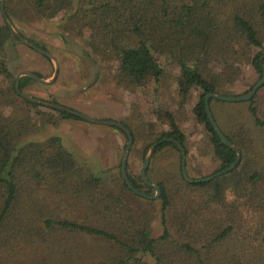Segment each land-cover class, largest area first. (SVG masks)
<instances>
[{
  "label": "trees",
  "instance_id": "trees-1",
  "mask_svg": "<svg viewBox=\"0 0 264 264\" xmlns=\"http://www.w3.org/2000/svg\"><path fill=\"white\" fill-rule=\"evenodd\" d=\"M4 9L17 27L19 22L40 18L58 20L60 33L87 31L92 57L116 67V85L134 96L151 91L156 104L166 80L158 55L178 67V83L155 114L157 119L166 116L170 130L158 131L156 124H150L146 134L122 122L131 130L133 143H144L141 158L150 144L172 137L186 155L195 146L190 160L217 161L214 172L234 161L236 153L220 141L208 121L203 97L209 92L229 95L230 86L245 80L240 67L245 48L255 50L251 64L260 79L264 0H5ZM161 35L164 42L157 48ZM8 41L19 43L2 18L0 264H149L146 257L154 264H264V166L258 164L252 135L253 126L262 131L264 147V83L246 101L209 102L215 121L241 153L233 170L189 183L182 177L175 143L161 142L145 171L160 194L147 199L127 187L119 164L104 180L77 161L58 136L41 142L23 140L38 127L33 114L50 110L59 118H81L17 94L15 75L7 67ZM28 85L44 86L20 77L19 89ZM193 88L200 92V100L192 118L204 128L194 141L164 109L168 103L184 106ZM135 101L128 118L147 116L144 107L137 111ZM214 104L220 106L217 112ZM8 107L15 112L5 114L3 109ZM54 120L49 123L56 125ZM167 152H175V160L158 165ZM126 169L135 188L154 193L138 172L129 171L128 163ZM157 217L161 233L154 236L152 224Z\"/></svg>",
  "mask_w": 264,
  "mask_h": 264
},
{
  "label": "rangeland",
  "instance_id": "rangeland-1",
  "mask_svg": "<svg viewBox=\"0 0 264 264\" xmlns=\"http://www.w3.org/2000/svg\"><path fill=\"white\" fill-rule=\"evenodd\" d=\"M2 18L0 12V23ZM11 23L19 33L22 32L20 34H23V37L32 39L43 46L45 50L52 53L59 63L58 74L53 83H40L44 86L28 85L22 92L37 99L51 102L53 99L64 106L95 119L104 120L103 118L112 117L109 120L121 123L124 121L133 131H145L144 133L148 134L150 124L152 126L156 124L158 131L170 130L166 116L162 115L160 119H157V115L155 114L158 109L157 105L164 102L170 94V88L177 85L179 69L172 63L166 62L160 54L158 55V59L165 68L166 80L164 82L165 91L158 92L159 102L156 104L151 91L143 93V96H134L116 85L114 81L116 67L100 63L92 57L91 49L88 46L87 31L74 35L60 33L57 25L58 20L49 21L40 18L29 22H19L18 27L12 21ZM163 38L164 35H161L155 42L157 48L164 42ZM30 42L33 43L32 41ZM254 52L255 50L252 48H245L242 51L240 67L245 80L239 79L233 86H230L229 95L244 94L242 91L246 85L255 84L258 81V74L251 64ZM6 61L8 69L14 75L22 70H29L41 73L44 76L43 78H50L54 70L51 61L49 63L40 53L22 44L20 41L19 43L8 41L6 46ZM3 82L4 79L0 76V86ZM238 92L239 94H236ZM199 100L200 92L193 88L184 106L168 103L165 105V108L163 107L172 114L178 129L192 141L204 134L203 126L192 118L194 112L198 110ZM134 101L136 102L134 106L137 107V111L144 107L145 111L148 112L147 116L129 119L130 106ZM213 108L216 112L220 110L218 104H214ZM15 110H11L9 107L3 109L5 114L15 112ZM44 110L41 109L40 111L44 112ZM48 111L51 112L50 110H46L44 114L32 115L37 120L38 127L36 131L26 135L23 140L25 142H41L48 137L58 136L61 139L63 147L77 161L81 162L91 172L104 180L110 179L111 175L117 171L118 164L120 165L122 151L127 141L124 134L113 126L93 123L83 119L59 118L58 116L49 114ZM53 119H55L56 125L49 123ZM253 127L255 130L252 131V135L254 147L258 154V164L264 166L262 131H259L256 126ZM144 147V143H141L139 140L132 143L127 153V163L131 173H139V168L148 148H146L143 158H141ZM194 149L195 146L193 145L186 155V161L187 159L191 161L189 165H186L189 177L199 179L215 173L214 170L219 167L217 161L211 159L190 160L189 157L194 153ZM174 157L175 152H167L160 161H157V164L163 165L169 160L173 161L175 160ZM152 233L154 236H158L161 233L158 217L152 224ZM146 259L149 264H154L150 257H146Z\"/></svg>",
  "mask_w": 264,
  "mask_h": 264
},
{
  "label": "water",
  "instance_id": "water-1",
  "mask_svg": "<svg viewBox=\"0 0 264 264\" xmlns=\"http://www.w3.org/2000/svg\"><path fill=\"white\" fill-rule=\"evenodd\" d=\"M0 12L1 15L3 17V19L5 20V23L8 25V27L10 28V30L12 31V33L14 34L15 37L18 38V40L30 47L31 49H33L34 51L40 53L43 56H46L47 58L50 59V61L53 63L54 66V70L53 73L51 75L50 78H43L40 77L39 75L29 71V70H22L20 72H18L15 75V91L17 92V94H19L21 97H23L24 99L33 102V103H37L40 105H43L45 107H49L61 112H67L70 113L76 117H79L83 120L86 121H90L93 123H98V124H105V125H109V126H114V127H118L120 128L127 136V141L125 143V146L123 148L122 151V155H121V161H120V173H121V177L122 179L125 181L127 187L133 191L135 194L142 196L144 198L147 199H157L159 194H160V188L157 184L153 183L152 181L149 180V178L147 177L145 171L146 168L150 162L151 159V155L153 153V150L155 148L156 145H158L161 142L164 141H172L175 143L177 149L180 151V167H181V174L182 177L189 183H195V182H200V181H207L210 180L216 176H219L221 174L227 173L231 170H233L236 165L239 163L240 158H241V153L239 151V149L237 147H235L228 139L227 137L224 135V133L222 132L221 128L219 127L218 123L215 121L211 109H210V100L211 99H217V100H221V101H227V102H240V101H246L248 99H250L255 92L257 91V89L259 87L262 86V84L264 83V67H263V71H262V75L260 77V79L252 86V88L244 93V94H239V95H222V94H218V93H214V92H209L206 93L203 97V103H204V109H205V113L206 116L208 118L209 123L211 124L212 128L214 129L216 135L218 136V138L220 139V141L226 145L227 147H229L230 149H232L235 153H236V157L234 159V161L227 166L226 168L217 171L215 173H213L212 175H209L207 177H203V178H199V179H193L191 177H189L187 170H186V153H185V148L181 145V143L178 140H175L172 137H165L157 142H154L153 144L149 145L145 154V157L143 159V162L139 168V176L141 178V180L148 185L149 187H152L154 189V193L153 194H147L144 193L142 191H139L137 188H135L133 186V184L131 183V181L128 178L127 175V169H126V164H127V153L129 152L131 145L133 143V137L131 134V131L124 126L121 122L115 121V120H109V119H104V120H100V119H95L89 115H86L82 112H79L77 110H74L72 108H69L67 106H64L60 103H55V102H51V101H46V100H42V99H37L32 97L31 95L22 92L19 89V80L20 77L22 76H28L31 79L35 80L36 82L42 83V84H51L54 82L55 78L57 77L58 74V69H59V63L57 58L50 53L49 51L39 47L38 45L31 43L30 41H28L25 37H23L14 27V25L11 23L9 17L7 16L5 9H4V0H0Z\"/></svg>",
  "mask_w": 264,
  "mask_h": 264
},
{
  "label": "crops",
  "instance_id": "crops-1",
  "mask_svg": "<svg viewBox=\"0 0 264 264\" xmlns=\"http://www.w3.org/2000/svg\"><path fill=\"white\" fill-rule=\"evenodd\" d=\"M127 101H128V99H127ZM127 101H126V102H127ZM111 118H112V117H107V118H103V119H111ZM69 120H70V119H69Z\"/></svg>",
  "mask_w": 264,
  "mask_h": 264
}]
</instances>
